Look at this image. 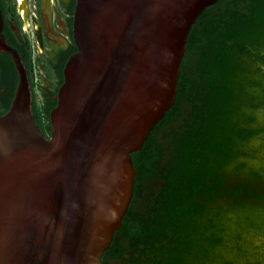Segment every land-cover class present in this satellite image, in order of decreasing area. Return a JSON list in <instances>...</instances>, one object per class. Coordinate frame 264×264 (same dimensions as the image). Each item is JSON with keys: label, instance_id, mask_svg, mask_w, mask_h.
I'll list each match as a JSON object with an SVG mask.
<instances>
[{"label": "water", "instance_id": "water-1", "mask_svg": "<svg viewBox=\"0 0 264 264\" xmlns=\"http://www.w3.org/2000/svg\"><path fill=\"white\" fill-rule=\"evenodd\" d=\"M216 0H76L50 133L28 71L0 114V264H101L133 194L131 153L173 104L192 24Z\"/></svg>", "mask_w": 264, "mask_h": 264}, {"label": "trees", "instance_id": "trees-1", "mask_svg": "<svg viewBox=\"0 0 264 264\" xmlns=\"http://www.w3.org/2000/svg\"><path fill=\"white\" fill-rule=\"evenodd\" d=\"M55 102H33L46 135ZM259 109L264 0H216L189 30L173 104L131 153L133 194L102 264H236L238 229L249 219L236 212L262 196L253 183L264 164L249 161L264 147L249 145L264 131Z\"/></svg>", "mask_w": 264, "mask_h": 264}, {"label": "flooded vegetation", "instance_id": "flooded-vegetation-1", "mask_svg": "<svg viewBox=\"0 0 264 264\" xmlns=\"http://www.w3.org/2000/svg\"><path fill=\"white\" fill-rule=\"evenodd\" d=\"M75 1L0 0L1 31L27 67L33 102L37 103V96L42 104L45 99L56 101L64 64L76 49L72 33ZM16 81L10 54L0 50V114L11 102ZM114 259L107 258L105 264Z\"/></svg>", "mask_w": 264, "mask_h": 264}, {"label": "rangeland", "instance_id": "rangeland-1", "mask_svg": "<svg viewBox=\"0 0 264 264\" xmlns=\"http://www.w3.org/2000/svg\"><path fill=\"white\" fill-rule=\"evenodd\" d=\"M37 105L41 107V97L37 96ZM43 121H45L43 119ZM256 122L264 127V109H259L256 112ZM264 144V131L255 136L250 141V148H257L260 144ZM256 154L252 155L249 159L250 163L254 166L264 164V147H260ZM255 188L261 190L262 196L245 202L244 205L236 212L237 215H247L249 217L245 222L239 226V231L242 232L240 239L241 251H239L236 264H251L259 260L264 264V174L258 181L253 183ZM230 215H233L232 213ZM236 229V228H235ZM235 250H230L233 254ZM109 264H122L119 259L112 260Z\"/></svg>", "mask_w": 264, "mask_h": 264}]
</instances>
